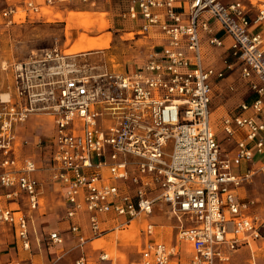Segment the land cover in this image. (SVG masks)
Masks as SVG:
<instances>
[{
	"label": "built area",
	"instance_id": "built-area-1",
	"mask_svg": "<svg viewBox=\"0 0 264 264\" xmlns=\"http://www.w3.org/2000/svg\"><path fill=\"white\" fill-rule=\"evenodd\" d=\"M125 2L120 17L137 24V36L157 34L162 43L135 72H82L74 68L75 55L56 49L11 67L12 90L0 95V226H9L16 244L29 250L28 214L40 207L42 186L34 177L35 161L15 156V127L46 114L53 118L54 133L42 169L64 188L67 219L87 213L96 238L105 232L101 216L113 213L124 225L164 203L177 221V241L191 248L189 264L226 263L238 248L264 244V218L247 213L254 201H241L235 192L264 173V160L245 174L232 172L233 166L253 164L255 154L264 155V33L256 31L264 26V1ZM15 12L8 8L2 16L11 22ZM218 31L230 39L221 68L205 63V47L224 45ZM232 72L253 97L219 123L226 138L246 130L228 158L209 115L213 83ZM152 227H146V236ZM70 232L79 246L90 240L77 223ZM48 239L62 243L57 232ZM177 254L151 239L129 264H168Z\"/></svg>",
	"mask_w": 264,
	"mask_h": 264
},
{
	"label": "rangeland",
	"instance_id": "rangeland-1",
	"mask_svg": "<svg viewBox=\"0 0 264 264\" xmlns=\"http://www.w3.org/2000/svg\"><path fill=\"white\" fill-rule=\"evenodd\" d=\"M239 1L245 3L244 0ZM255 1L264 0H253ZM28 4L37 10L33 11ZM125 6V0H0V95L12 90L11 67L14 64L30 60L53 49L62 54L75 55L72 58L74 68L82 72L93 75L103 71L123 74L135 72L148 60L153 42L137 36L138 27L135 22L120 17ZM8 8L16 10L11 22L9 18L2 16V12ZM69 17L73 19L70 20ZM86 21L89 22L88 26L82 25V22ZM102 22L106 23V27L100 29ZM89 40L107 42L108 45L100 49L70 52L72 46L79 41ZM236 104L230 101L228 107L233 110ZM38 119L44 128L52 126L51 116L39 114ZM216 125L217 123L213 127ZM259 158L260 155H257L256 159ZM40 160L43 165L46 163V158L42 154ZM40 173L44 176L41 178L43 184L46 181V174ZM258 179L261 182L254 187V191L263 194L264 178ZM50 195L53 201L51 207L59 211L60 193L51 189ZM159 204L147 218L144 215L136 216L129 224L118 226L106 237L108 238L106 242L102 239L97 241L102 240L101 246L106 249L108 257L118 256L123 261L128 257H138L145 241L146 221L156 225L152 227V234L157 240L166 244L176 243V220L169 208L161 207ZM42 206L45 210L51 209L47 193ZM261 216L264 218V214ZM261 246L264 248V244ZM178 249L184 256L181 264H187L190 247L178 242ZM32 252L39 254L38 250ZM72 252L67 245L65 251L59 253L61 258L53 264H74L75 257L72 256Z\"/></svg>",
	"mask_w": 264,
	"mask_h": 264
},
{
	"label": "crops",
	"instance_id": "crops-1",
	"mask_svg": "<svg viewBox=\"0 0 264 264\" xmlns=\"http://www.w3.org/2000/svg\"><path fill=\"white\" fill-rule=\"evenodd\" d=\"M222 1L224 3H230L239 0H222ZM247 1L248 0H244L245 3H247ZM208 20L210 21L211 24H213V21L211 19L208 18ZM218 29L219 28L216 26V30ZM257 30L262 31V33H264V26H260V28H257L256 31ZM217 35L222 38L224 45L223 47L216 49L205 47L206 50L205 63L207 65H211L216 68H221V56L224 50L229 45L230 39L227 35L223 34V32L221 31H218ZM151 38H153V40H151ZM158 38L159 36L157 34L155 35L150 34V36H148L145 39H148L149 42L151 43L153 42L152 47L156 46V49L160 50L162 43ZM252 97L253 96L250 94L246 82L239 79V76L236 72H232L228 74L224 79L218 80L214 82L212 85L209 118H210V122L212 123V126L217 123V125L213 128L216 132V136L219 141L223 156L231 158L235 155L236 144L238 140L244 137L246 130L236 129L235 134L232 137L226 138L225 135L220 131L219 123L224 116L234 113L236 108L241 103L249 102L252 99ZM230 101H232V103L234 104L237 103L236 104L237 106L236 107L234 106L235 108L233 110L231 107H228V103ZM262 101L264 104V96L262 97ZM245 114L250 115L251 112L248 110L245 112ZM38 116L39 114L31 115L28 117L26 121L18 124L15 127V133L18 140L16 152H15L16 158L18 160H22L23 158L33 159L36 165L39 167V170L35 172L34 177L40 182L42 181L41 178L44 177L43 175H41L40 172H45L46 174L45 176L46 181L43 180L44 181L43 184L41 183L42 186L41 205L37 210L28 214L29 215L28 232L30 238V248L27 251L22 250L20 246H18L15 242L12 229L7 225L0 226V263L7 264L10 262L28 260L34 264H53V262H56L58 259L61 258L59 257L60 256L59 253L62 251L64 252L65 247L67 245L69 246V249L73 251L72 256L75 257L74 264H77L76 262L80 258H83L82 264H129L131 261L138 259L144 244L151 239L157 240L154 234H152L151 236H146L145 235L146 229L144 230L145 241L143 243L141 251L139 252V256L136 258L128 257L126 261H123L118 256L114 258L108 257L106 249L103 248V246H101L102 240L103 242L104 241L106 242L108 240V238L106 237L109 234L113 233L114 230L118 228L119 225L123 226L120 224L121 222L125 221L123 217H114L113 213H109V215L106 216H101L100 217L101 226L105 232L101 236L96 238L91 237V234L89 232L87 213L81 212L73 220H69L66 218V204L63 194L64 188L60 183L55 181H50L49 172L47 170L42 169L43 167L47 166V162H48V155H49V151L47 150L48 142L51 140L54 133L53 118H52V126L49 125L50 127L44 128L43 127L44 125L39 124L40 120L38 119ZM212 117L214 120L212 119ZM38 141H41V143L38 144ZM248 146L251 147L252 144H249ZM41 154L43 155V157L46 158L45 161L46 163L44 165L40 160ZM257 155H260L261 158L256 159ZM263 160H264V155L255 154L253 158V164L241 163L238 166H233L232 172L235 174H245L246 172L249 171V169L256 168ZM260 176L264 178V173L254 174L248 183H245L242 186L235 189V192L237 198L241 201H246V200L254 201V205L252 206L251 209H249L247 213L249 214L255 213L257 215H260V217H263L261 215L264 214V206H263L264 192L263 194H260L254 191V187L258 184V182H261V180L258 179L261 178ZM51 189H54L60 193L61 206L59 208V211H57L58 209L51 207L53 202L52 196L50 195ZM46 193L50 198V206H49V208H51L50 210H45V207L42 206V201L44 200ZM260 202H262V204ZM158 204L155 205V208H157ZM159 205L161 207L165 206L170 210V206L164 203H161ZM43 210L45 212H43ZM145 217L147 218L148 216ZM131 221L132 220H130L126 224H129ZM73 223H77L80 226L81 233L85 237L90 238V240L86 241V243H84L82 246L78 245L77 238L72 232H70V227L71 224ZM149 224H152L153 228L156 227L155 224L147 221L145 227H147ZM175 227L177 229V221ZM51 232H57L60 234L62 238L61 244H55L48 239V235ZM176 236H177V232H176ZM100 239L102 240L100 242H97ZM181 244L188 245L186 243H181ZM166 245L170 247H174L175 250L178 251L177 255H173L170 257L168 264H172V263L181 264L184 256L181 254L180 250L178 249L177 238L175 244H166ZM261 245L262 243L259 241H254L249 245H244L231 254L230 260L228 262L220 263V264H250V263L264 264V248ZM36 250L39 251V254L32 252ZM103 254L106 255V258L102 260L100 256ZM122 254L127 256L125 253ZM190 257H191V252H190V256L188 257L187 264H189Z\"/></svg>",
	"mask_w": 264,
	"mask_h": 264
},
{
	"label": "bare ground",
	"instance_id": "bare-ground-1",
	"mask_svg": "<svg viewBox=\"0 0 264 264\" xmlns=\"http://www.w3.org/2000/svg\"><path fill=\"white\" fill-rule=\"evenodd\" d=\"M45 10V9H44ZM43 11V10H42ZM49 12V11H48ZM47 14V13H46ZM49 14V13H48ZM73 16V15H72ZM69 19H73V17H69ZM89 22L86 21V22H82V25L84 26H88ZM106 27V23L105 22H102L100 24V29H103ZM108 43L105 42V43H98L96 41H92V40H89V41H79L78 43H76L74 46H72L70 52H79V51H83V50H91V49H94V48H97V49H100V48H103V47H107ZM5 96V95H4ZM6 98V97H4Z\"/></svg>",
	"mask_w": 264,
	"mask_h": 264
}]
</instances>
